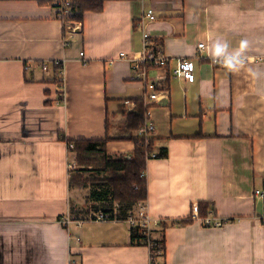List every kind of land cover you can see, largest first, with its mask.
Segmentation results:
<instances>
[{"label":"crops","instance_id":"1","mask_svg":"<svg viewBox=\"0 0 264 264\" xmlns=\"http://www.w3.org/2000/svg\"><path fill=\"white\" fill-rule=\"evenodd\" d=\"M52 2L0 0V264H151L126 220L90 219L89 185L71 180L84 166L68 147L109 137L110 158L133 155L144 29L171 59L146 70L167 90L149 109L153 151L167 154L146 159L147 198L133 208L175 221L164 229V264H264V0H104L65 47ZM150 7L153 20L143 18ZM178 56L193 57L194 81L173 75ZM53 59L66 65V102L54 71L34 65ZM198 202L228 221L176 222Z\"/></svg>","mask_w":264,"mask_h":264},{"label":"trees","instance_id":"2","mask_svg":"<svg viewBox=\"0 0 264 264\" xmlns=\"http://www.w3.org/2000/svg\"><path fill=\"white\" fill-rule=\"evenodd\" d=\"M53 1V0H49ZM104 0H70L72 13L67 17L80 19L87 10H100ZM152 105H149L151 107ZM146 110L142 98L137 99L134 107L128 115L131 130L142 125L143 114ZM109 137L103 139L76 138L68 140L73 144V152L81 169L73 170L71 180L79 184L89 185V198L94 209L102 208L109 213L111 218L126 220L133 205L147 198V186L145 168L147 153L153 151V138L149 137L148 143L142 138L133 137L134 153L130 159L110 158L106 153V142ZM154 157L167 154L165 148L154 153ZM91 166V167H90ZM85 175H83V174ZM78 177H81L80 179ZM199 215L204 217L211 209L208 202H198ZM193 220L189 214L185 218L178 219L179 224H187ZM175 221L159 219L157 225L151 227L150 234L138 225L130 226V242L136 245L149 247V260L151 264H164L165 262V238L164 229Z\"/></svg>","mask_w":264,"mask_h":264},{"label":"built area","instance_id":"3","mask_svg":"<svg viewBox=\"0 0 264 264\" xmlns=\"http://www.w3.org/2000/svg\"><path fill=\"white\" fill-rule=\"evenodd\" d=\"M52 8L54 12V16L61 21L62 24V45L68 46L72 35L75 33L76 28L79 26V19H70L67 16L72 13L70 0H53ZM143 18H147L148 20H153L155 18V14L153 9L147 8L143 13ZM204 47V42H199L197 44L198 51L195 52L194 57L200 58V51ZM84 52L79 51L80 58H83ZM120 57H127L125 52L119 53ZM248 57H235L233 60L238 61L239 59H247ZM174 60V66L172 73L175 77L182 78L187 82H192L195 79L194 74V60L193 57L190 56H178ZM112 60H110L111 62ZM171 61V59L164 54V52L160 48H156L152 45V41L150 40V35L146 29L142 31V49L140 52V62L135 64V71L132 75L133 79H137L143 84V95L142 100L146 110L144 112V121L142 125L138 128V137L142 138L145 143H148L149 137H151V133L154 131V124L150 118V107L152 101L161 98L166 95L167 90L165 88H157L156 82L154 80L149 79L147 68L151 66H166ZM211 62L213 64H220L223 66H229L230 60L227 58H223L221 56H212ZM34 65L40 67L45 72L54 71L56 74V78L59 81L60 89H61V100L62 102H66V94H65V73H66V65L63 59H53V60H41L39 62H34ZM125 103L134 105V102H129L128 100L124 101ZM69 149L73 148V144L71 142L68 143ZM155 152L147 153V158L154 157ZM132 157L131 154H127L125 158L130 159ZM76 166L75 158H71L67 163L68 169H74ZM144 174V173H142ZM255 193L262 196V192L259 189L255 190ZM190 215L193 218L199 219L202 224L207 226H218L226 223L228 221L225 217H219L213 214L211 210H209L208 214L204 217L199 215V206L198 203H193L191 205ZM90 219L93 220H107L111 217L109 213L104 211L102 208L94 209L90 213ZM72 219L67 215L62 218L60 221L65 226H68ZM126 221L130 226L138 225L145 229L146 234H150L151 227L158 224L159 219L153 218L150 214L145 211L143 206H140L137 210L134 208L129 212ZM264 224V217L261 219ZM78 224L81 223L80 220H76ZM79 240V238H77ZM69 264H77L76 260L71 259Z\"/></svg>","mask_w":264,"mask_h":264},{"label":"rangeland","instance_id":"4","mask_svg":"<svg viewBox=\"0 0 264 264\" xmlns=\"http://www.w3.org/2000/svg\"><path fill=\"white\" fill-rule=\"evenodd\" d=\"M151 105H152V103H151ZM153 107V106H152ZM82 201H84V203H85V206H88L87 204H89V199H88V195L86 196V197H82ZM90 206V205H89ZM93 209V208H92Z\"/></svg>","mask_w":264,"mask_h":264}]
</instances>
